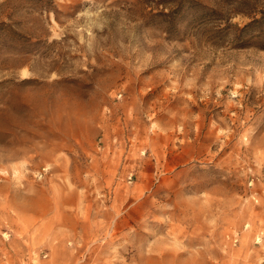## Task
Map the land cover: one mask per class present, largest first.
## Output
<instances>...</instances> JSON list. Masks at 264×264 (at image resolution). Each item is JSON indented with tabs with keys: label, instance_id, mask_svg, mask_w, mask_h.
I'll return each mask as SVG.
<instances>
[{
	"label": "rangeland",
	"instance_id": "374dc122",
	"mask_svg": "<svg viewBox=\"0 0 264 264\" xmlns=\"http://www.w3.org/2000/svg\"><path fill=\"white\" fill-rule=\"evenodd\" d=\"M0 264H264V0H0Z\"/></svg>",
	"mask_w": 264,
	"mask_h": 264
}]
</instances>
